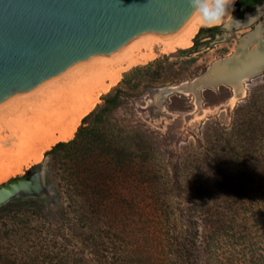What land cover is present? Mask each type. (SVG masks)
I'll return each mask as SVG.
<instances>
[{
    "label": "trees",
    "instance_id": "obj_1",
    "mask_svg": "<svg viewBox=\"0 0 264 264\" xmlns=\"http://www.w3.org/2000/svg\"><path fill=\"white\" fill-rule=\"evenodd\" d=\"M123 93L108 92L83 118L94 117L91 123L46 151L67 158L71 206L89 226L113 230L127 264H264V83L236 107L230 128L207 122L204 144L186 152L176 178L165 172L151 132L115 114ZM41 169L33 164L27 179ZM172 187L183 192L181 228ZM99 238L111 239L105 232Z\"/></svg>",
    "mask_w": 264,
    "mask_h": 264
},
{
    "label": "rangeland",
    "instance_id": "obj_2",
    "mask_svg": "<svg viewBox=\"0 0 264 264\" xmlns=\"http://www.w3.org/2000/svg\"><path fill=\"white\" fill-rule=\"evenodd\" d=\"M235 4L233 12L238 13ZM214 26H218L219 30L212 37L204 38L205 34L199 30L197 34L201 33L194 36L189 47L167 53L158 50L154 58L124 70L119 81L100 95L90 111L104 104L103 97L115 87L125 90L115 114L124 122L139 121L151 132L161 152L165 172H169L172 178L180 174L179 163L186 152L204 144L207 122L230 128L236 107L249 98L253 87L264 83V72L250 81L245 80V94L234 103L232 88L220 86L202 92V108L197 107L194 96L184 94L170 96L163 108L156 104L152 90L199 75L213 61L230 55L238 46L243 32L251 29L241 28L227 37H224L226 30L223 24L204 25L200 29ZM255 46L253 42L249 48ZM193 48L194 51L189 54L182 51ZM156 58L161 59L160 62L132 71L134 67ZM182 74L191 76L179 79ZM93 119H82L79 125L84 121L88 125ZM46 151L36 162L41 164L42 169L36 174L30 173V179L25 173L33 164L15 175L22 177L8 182L15 177L12 176L0 182V264H114L117 260V264H127L115 244V233L109 237L113 230L105 229L102 223L97 227L89 226L84 216L71 206L72 197L67 192L70 176L68 161L62 156L63 152L46 154ZM169 193L178 208L175 210L178 216L176 226L181 228L185 226V219L179 210L184 201L179 194L183 192L172 187ZM102 232L111 239L101 240L99 235Z\"/></svg>",
    "mask_w": 264,
    "mask_h": 264
},
{
    "label": "water",
    "instance_id": "obj_3",
    "mask_svg": "<svg viewBox=\"0 0 264 264\" xmlns=\"http://www.w3.org/2000/svg\"><path fill=\"white\" fill-rule=\"evenodd\" d=\"M211 5L209 0L208 11ZM243 8V16L234 12L235 21L251 11ZM200 19L189 0H0V108L73 76L101 55L126 54L147 36L183 38ZM223 25L227 37L247 23ZM238 55L237 46L194 78L151 92L164 105L174 94L202 96L206 89L235 86L264 72L262 61L236 74L217 73Z\"/></svg>",
    "mask_w": 264,
    "mask_h": 264
},
{
    "label": "bare ground",
    "instance_id": "obj_4",
    "mask_svg": "<svg viewBox=\"0 0 264 264\" xmlns=\"http://www.w3.org/2000/svg\"><path fill=\"white\" fill-rule=\"evenodd\" d=\"M235 1L232 0L225 16L218 23L205 24L200 19L183 38L162 33L147 36L126 54L116 58L101 55L73 76L50 83L29 99H14L0 108V182L39 162L44 152L57 142L73 138L83 117L92 110L100 95L119 81L124 70L154 58L158 50L167 53L189 47L201 26H229L237 22L248 24L262 16L256 28L240 39L235 63L220 65L221 69L218 66L217 73L223 69L224 73L236 74L239 69L253 67L264 61V8L258 5L245 19L235 21ZM214 11L211 5L209 14ZM253 41L257 45L249 49L248 45ZM231 88L234 103L245 94L244 80ZM194 100L197 107L202 108V96L195 93ZM154 101L163 108L157 94L154 95Z\"/></svg>",
    "mask_w": 264,
    "mask_h": 264
},
{
    "label": "clouds",
    "instance_id": "obj_5",
    "mask_svg": "<svg viewBox=\"0 0 264 264\" xmlns=\"http://www.w3.org/2000/svg\"><path fill=\"white\" fill-rule=\"evenodd\" d=\"M208 2L201 3V0H189L190 5L196 8L201 13V19L205 24L218 23L225 16L228 7L232 4V0H211V4L215 11L211 15L208 11Z\"/></svg>",
    "mask_w": 264,
    "mask_h": 264
},
{
    "label": "flooded vegetation",
    "instance_id": "obj_6",
    "mask_svg": "<svg viewBox=\"0 0 264 264\" xmlns=\"http://www.w3.org/2000/svg\"><path fill=\"white\" fill-rule=\"evenodd\" d=\"M256 4H261L263 6V8H264V0H241V2L239 3L238 7L236 8V11L241 16H243L244 15V12H245V9L243 8L244 6H246V8L248 10H251L252 11L253 9H255L254 7H255ZM250 5L252 7H250ZM260 18H262V16L259 17V18H257V19H255V20H253V21H251L250 23L247 24L246 27L251 28L250 30H248L249 31L248 33H250L251 31H253L256 28V26H257L258 21L260 20ZM218 30H219V28L205 30V31L202 32V34H205L204 35V38L212 37V36H214L218 32ZM245 33L246 32H243L242 37H243V35L245 36ZM262 37H264L263 36V33H262ZM253 42H254L255 45H257L255 41H253ZM253 42H251V43H253ZM238 43H239V39H238ZM251 43L248 45V47L251 45Z\"/></svg>",
    "mask_w": 264,
    "mask_h": 264
}]
</instances>
